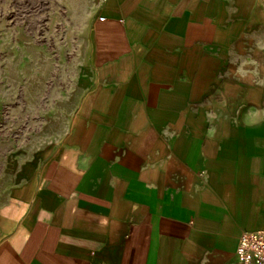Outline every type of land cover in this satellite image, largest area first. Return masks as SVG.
<instances>
[{
  "label": "crops",
  "instance_id": "crops-1",
  "mask_svg": "<svg viewBox=\"0 0 264 264\" xmlns=\"http://www.w3.org/2000/svg\"><path fill=\"white\" fill-rule=\"evenodd\" d=\"M72 10L59 84L38 102L25 82L39 118L0 177V264H239L264 230V0Z\"/></svg>",
  "mask_w": 264,
  "mask_h": 264
},
{
  "label": "rangeland",
  "instance_id": "rangeland-1",
  "mask_svg": "<svg viewBox=\"0 0 264 264\" xmlns=\"http://www.w3.org/2000/svg\"><path fill=\"white\" fill-rule=\"evenodd\" d=\"M72 1L0 0V177L38 122V111L26 104L25 82L40 102L76 52L83 31Z\"/></svg>",
  "mask_w": 264,
  "mask_h": 264
},
{
  "label": "built area",
  "instance_id": "built-area-1",
  "mask_svg": "<svg viewBox=\"0 0 264 264\" xmlns=\"http://www.w3.org/2000/svg\"><path fill=\"white\" fill-rule=\"evenodd\" d=\"M235 256L239 264H264V230L242 232Z\"/></svg>",
  "mask_w": 264,
  "mask_h": 264
}]
</instances>
